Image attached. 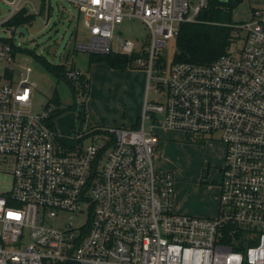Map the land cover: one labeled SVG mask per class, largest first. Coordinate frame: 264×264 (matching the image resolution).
<instances>
[{"label":"built area","instance_id":"1","mask_svg":"<svg viewBox=\"0 0 264 264\" xmlns=\"http://www.w3.org/2000/svg\"><path fill=\"white\" fill-rule=\"evenodd\" d=\"M68 1L87 32L75 49L137 52L134 61L159 97L144 99L137 127L63 137L50 104L32 113L34 86L14 84L4 69L0 168L12 181L10 190L0 188V264H264V0L233 25L226 52L207 64L159 62L180 24L196 21L206 0L192 12L189 0ZM125 19L138 20L145 35L116 36L114 26ZM0 60H12L10 45L0 43ZM81 75L66 72L78 93ZM158 130L223 144L215 216L174 211L175 178L153 162ZM84 204L80 226L63 222Z\"/></svg>","mask_w":264,"mask_h":264},{"label":"rangeland","instance_id":"2","mask_svg":"<svg viewBox=\"0 0 264 264\" xmlns=\"http://www.w3.org/2000/svg\"><path fill=\"white\" fill-rule=\"evenodd\" d=\"M200 1L189 0L190 12ZM16 3L17 9L26 6L34 17L29 24L15 29H7L0 24V38H11L15 46L34 51L51 63L76 68L86 77L85 92L73 94L65 81L46 71L30 53L18 50L11 61L0 60V76L7 69L12 72L14 84L26 81L34 86L30 106L32 113H40L47 104L52 109L64 110L53 120L58 135L72 137L81 129L92 127H130L140 117L144 99L152 101L159 97L153 92V82L147 85V72L136 61L132 60L126 69L118 70L103 62L89 63V54L75 49L76 43L86 41L87 32L76 5L70 1L46 0L41 10V0H13L12 3L0 0V22L8 17ZM262 3L263 0H242L233 11V21L248 20L251 9ZM114 32L116 36L132 40L146 33L138 20L127 19L115 25ZM174 52V40L162 49L167 62ZM27 68H30L28 73ZM0 82L6 83L4 77ZM54 92L58 97V106L49 103ZM83 109L84 121L81 123L78 115ZM157 134L160 147L155 148L153 162L158 171H169L175 178L174 211L207 217L210 214L206 208L209 204L213 205V195L217 191V184L213 182L216 179L215 170L223 165V144L203 139L187 141L181 132L158 130ZM90 140L87 138L84 144ZM209 165L213 167V172L208 175L206 168ZM11 181L10 172L0 168L1 190H10ZM86 209L84 204L81 214H65L63 222L70 221L74 226H80L85 221Z\"/></svg>","mask_w":264,"mask_h":264},{"label":"trees","instance_id":"3","mask_svg":"<svg viewBox=\"0 0 264 264\" xmlns=\"http://www.w3.org/2000/svg\"><path fill=\"white\" fill-rule=\"evenodd\" d=\"M46 0H41V10L45 6ZM242 2V0H206V7L197 16V20L193 22H184L179 26V31L174 39L175 52L172 56L171 62H187L192 64H207L215 60L221 54H224L230 45L233 25L237 24L233 21L232 15L235 8ZM26 6L20 7L16 10L1 26L7 29H15L19 26L29 24L34 15L27 11ZM253 12V8L251 9ZM240 23V22H238ZM1 44H8L11 47V56L20 52L30 53L35 60L49 73L56 76V78L65 81L71 88L73 94L76 93L74 82L67 79L66 72L71 67H66L64 64H54L48 61L44 56L37 55L34 51L27 48H20L14 45L11 38H0ZM18 48V49H17ZM20 48V49H19ZM30 51V52H29ZM138 55L137 52L131 56L121 55L114 52L108 54H89V63L103 62L110 68L124 70L130 66V63ZM159 62H166L164 55L160 56ZM6 77L11 78L12 72L6 71ZM81 84V94L85 92L86 77L81 75L79 77ZM54 106L59 105L58 97L53 93L49 103ZM49 105V104H47ZM71 107H68V109ZM74 108V107H73ZM64 110L54 109L51 114V119H55L61 115ZM81 118V123L84 121V109L78 115ZM137 127V123L133 124ZM64 143H69L63 140ZM74 264V263H66Z\"/></svg>","mask_w":264,"mask_h":264},{"label":"crops","instance_id":"4","mask_svg":"<svg viewBox=\"0 0 264 264\" xmlns=\"http://www.w3.org/2000/svg\"><path fill=\"white\" fill-rule=\"evenodd\" d=\"M5 1L7 3H12L13 2V0H5ZM74 69H76V68H74ZM133 124H131V125H133ZM161 131L162 132H171V131H163V130H161ZM158 147H160V143L159 142L157 144V148ZM216 188H217V191H218V186H216ZM217 191H216V194L213 195V199H212L213 205L209 204L208 207L206 208L207 213L210 214L211 216H215L217 214V208H218L217 207V205H218V192ZM174 198H175V196H174ZM210 215H208V216H210Z\"/></svg>","mask_w":264,"mask_h":264},{"label":"flooded vegetation","instance_id":"5","mask_svg":"<svg viewBox=\"0 0 264 264\" xmlns=\"http://www.w3.org/2000/svg\"><path fill=\"white\" fill-rule=\"evenodd\" d=\"M212 172H213V167L209 165V166L206 168V173H208V175H209V174L212 173ZM215 172H216V174H215L216 179H215V181H213V182H214L215 184H219L220 181H221L220 167H219L218 169H216Z\"/></svg>","mask_w":264,"mask_h":264},{"label":"water","instance_id":"6","mask_svg":"<svg viewBox=\"0 0 264 264\" xmlns=\"http://www.w3.org/2000/svg\"><path fill=\"white\" fill-rule=\"evenodd\" d=\"M205 13V11H203V14Z\"/></svg>","mask_w":264,"mask_h":264}]
</instances>
